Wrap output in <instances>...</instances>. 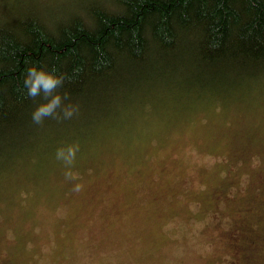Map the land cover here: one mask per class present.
<instances>
[{
    "label": "rangeland",
    "instance_id": "rangeland-1",
    "mask_svg": "<svg viewBox=\"0 0 264 264\" xmlns=\"http://www.w3.org/2000/svg\"><path fill=\"white\" fill-rule=\"evenodd\" d=\"M248 89L133 100L18 159L0 173V264H264V86ZM72 141L80 193L54 159Z\"/></svg>",
    "mask_w": 264,
    "mask_h": 264
},
{
    "label": "trees",
    "instance_id": "trees-1",
    "mask_svg": "<svg viewBox=\"0 0 264 264\" xmlns=\"http://www.w3.org/2000/svg\"><path fill=\"white\" fill-rule=\"evenodd\" d=\"M14 1L0 0V173L133 100L264 86V0H77L50 13L23 0L9 9ZM41 64L69 78L61 91L79 104L71 120L32 122L40 100L25 98L23 79Z\"/></svg>",
    "mask_w": 264,
    "mask_h": 264
},
{
    "label": "clouds",
    "instance_id": "clouds-1",
    "mask_svg": "<svg viewBox=\"0 0 264 264\" xmlns=\"http://www.w3.org/2000/svg\"><path fill=\"white\" fill-rule=\"evenodd\" d=\"M67 79H69L67 75L59 72L54 65L51 67L47 64H41L39 67L32 65L26 69L23 79L25 98L40 100L31 113L34 124L43 125L46 119L62 122L71 120L79 114V104L71 101L66 90L61 91ZM80 148L78 141H72L61 144L54 153V159L63 165L65 180L73 183L74 193H80L84 188L83 183L78 182L80 174L75 170Z\"/></svg>",
    "mask_w": 264,
    "mask_h": 264
}]
</instances>
